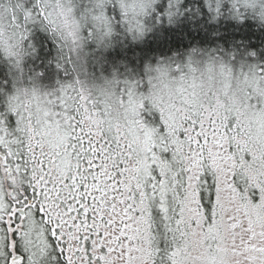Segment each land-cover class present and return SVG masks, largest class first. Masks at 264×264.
<instances>
[{
	"label": "snow or ice",
	"instance_id": "obj_1",
	"mask_svg": "<svg viewBox=\"0 0 264 264\" xmlns=\"http://www.w3.org/2000/svg\"><path fill=\"white\" fill-rule=\"evenodd\" d=\"M0 264H264V0H0Z\"/></svg>",
	"mask_w": 264,
	"mask_h": 264
}]
</instances>
